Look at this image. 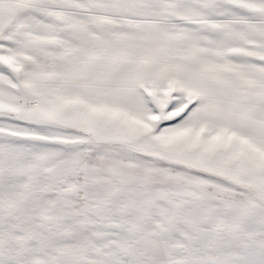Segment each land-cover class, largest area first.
I'll use <instances>...</instances> for the list:
<instances>
[{
    "label": "snow or ice",
    "instance_id": "snow-or-ice-1",
    "mask_svg": "<svg viewBox=\"0 0 264 264\" xmlns=\"http://www.w3.org/2000/svg\"><path fill=\"white\" fill-rule=\"evenodd\" d=\"M0 264H264V0H0Z\"/></svg>",
    "mask_w": 264,
    "mask_h": 264
}]
</instances>
